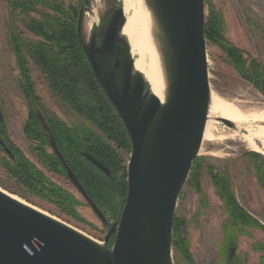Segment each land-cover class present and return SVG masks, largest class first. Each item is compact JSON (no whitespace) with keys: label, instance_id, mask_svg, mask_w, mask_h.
<instances>
[{"label":"water","instance_id":"95a60500","mask_svg":"<svg viewBox=\"0 0 264 264\" xmlns=\"http://www.w3.org/2000/svg\"><path fill=\"white\" fill-rule=\"evenodd\" d=\"M83 1L86 7L89 1ZM147 1L157 24L167 80L163 102L149 92L143 76L133 71L129 45L120 35L121 5L99 32H91L88 42L82 35V13L77 22V37L93 76L131 144L126 196L104 238L105 246L0 190V264H174V212L201 147L210 99L205 2ZM218 120L233 127L228 119ZM51 148L68 180L107 225V218L52 142ZM87 156L109 173L100 161ZM111 236L112 245L107 247Z\"/></svg>","mask_w":264,"mask_h":264},{"label":"rangeland","instance_id":"374dc122","mask_svg":"<svg viewBox=\"0 0 264 264\" xmlns=\"http://www.w3.org/2000/svg\"><path fill=\"white\" fill-rule=\"evenodd\" d=\"M22 1L0 0V125L5 128L8 139L0 137V188L68 223L105 246L104 238L110 225L117 220L114 218L117 209L113 207L108 211L109 214L105 215L108 224L104 225L66 175L47 164L43 153L52 164L54 162L50 146L41 145L33 139L34 133L26 130L30 108L38 105L68 124L78 121V117L51 95L44 74L27 55L26 67L32 94L28 99L23 93L20 68L9 43V35L14 31L26 40L39 39V36L24 26V22H28L30 18L41 21L39 12L53 11L31 3L33 10L26 14L19 7ZM55 1L66 10L70 9L72 3H76V0ZM88 1L86 7L81 5L84 12L82 35L85 42L89 41L93 30L99 32L104 27L114 6L121 5L119 0ZM212 2L215 9L222 13L224 24L222 41L217 43L205 38L209 87L217 95L234 101L242 108L261 109L264 106L262 85L260 89L245 79L229 62L224 49L232 46L240 49L245 56L258 62L264 73V0ZM90 6L95 8L98 18L97 25L91 30L87 29L86 23L93 20L89 13H85ZM232 128L218 121L216 130L223 136L217 140L202 141L197 156L199 167L193 170L192 178L188 176L181 189L172 225L174 264H238L239 261L243 264H257L258 258L264 253V190L256 177V170L262 167L261 161L247 153L252 151L244 141L231 135ZM15 151L21 152L53 187L72 194L77 202L72 207L73 210L65 203H59L51 191H46L37 182L12 171L13 162L8 154L15 158ZM117 152L123 155L126 165L130 152L123 149H118ZM225 176L229 192L254 222L253 225L249 223L246 227H241L242 232L229 225V214L225 211L221 196L223 188L218 186ZM100 198L110 206L113 191L105 190ZM177 236L185 240L189 258L177 249ZM112 242L113 236L106 246L110 247ZM234 247L236 253L233 255L230 253Z\"/></svg>","mask_w":264,"mask_h":264},{"label":"trees","instance_id":"16d2710c","mask_svg":"<svg viewBox=\"0 0 264 264\" xmlns=\"http://www.w3.org/2000/svg\"><path fill=\"white\" fill-rule=\"evenodd\" d=\"M204 2L205 38L219 43L218 41L223 40V15L215 9L212 0H204ZM31 3L40 5L42 3L46 9L53 11V13L41 11L39 12L41 21L30 18L28 22H24V26L39 36V39L26 40L14 31H11V35H9V43L20 68L21 88L29 99L32 93L30 90V76L26 67L27 59L25 55H27L44 74L51 95L57 98L63 106L75 112L78 121L68 124L45 112L40 108L41 105L37 104L36 108H30L26 130L33 132V139L39 141L41 145L47 144L51 148V142L54 143L89 197L103 214H109L108 211L115 207L117 211L114 213V218L118 219L126 196L127 185L126 161L117 150L123 149L130 152L131 144L119 116L95 80L79 43L77 22L79 14L82 13L83 15V7L66 10L57 5L54 0H23L20 2L19 7L27 14L30 10H33L30 6ZM224 51L235 69L245 79L261 89L262 81H264L262 66L255 60L245 56L236 47L232 46L224 49ZM38 114L42 116L43 121L40 120ZM43 122H45V126ZM6 136L5 128L0 125V137L8 141ZM247 153L254 158H259L261 161L262 167L256 170V177L264 190V158L254 151ZM14 155L15 158H11L8 154L13 162V172H16L18 176H27L29 180L37 182V185H41L46 191H51L59 203H65L73 210L72 207L77 202L72 194L53 187L23 157L21 152L15 151ZM52 155L54 156L53 164L43 153V157L48 162L47 164L66 175L65 168L53 149ZM87 155L105 165L109 173L98 168ZM198 167L196 157L192 163L189 177L192 178L193 170L198 169ZM226 178L227 176L223 178L222 183L218 186L223 188L221 196L223 197L225 211L229 214V225L242 232L243 227H246L249 223L253 225L254 222L229 192ZM105 190L113 191V200L110 206L107 205L108 202L100 198ZM232 234L235 235V233ZM177 238L179 239L178 236ZM228 240L227 238L226 241ZM175 244L185 257H190L185 240L179 239ZM262 259H264V256H262Z\"/></svg>","mask_w":264,"mask_h":264},{"label":"bare ground","instance_id":"6f19581e","mask_svg":"<svg viewBox=\"0 0 264 264\" xmlns=\"http://www.w3.org/2000/svg\"><path fill=\"white\" fill-rule=\"evenodd\" d=\"M119 1L121 2L124 15V24L120 35L125 38L129 45L133 60V71L143 76L149 92L155 95L160 102H163L166 96L167 80L158 28L151 7L147 0ZM85 13H89L88 15L93 20L92 22L87 21L86 23L87 29L91 30L98 22L96 10L90 6L86 9ZM218 118L230 120L233 123V134L231 135L238 136L246 143V147L249 150L264 156V106L261 109L242 108L234 101L227 100L210 89L209 107L202 141L217 140L223 136L217 133L216 130V124L219 121ZM0 190L12 198L61 221L47 212L23 201L16 195L8 193L1 188ZM61 222L73 227L64 221ZM78 231L81 232L80 230ZM88 237L91 238L90 236ZM93 240L101 244L100 241Z\"/></svg>","mask_w":264,"mask_h":264},{"label":"flooded vegetation","instance_id":"af4514ba","mask_svg":"<svg viewBox=\"0 0 264 264\" xmlns=\"http://www.w3.org/2000/svg\"><path fill=\"white\" fill-rule=\"evenodd\" d=\"M55 1V0H54ZM78 3V4H77ZM81 5L83 6V7H85V5H84V1L83 0H76V3H72L70 6H69V8L72 10V9H79L80 7H81ZM41 7L42 8H46L45 7V5H43L42 3H41ZM116 6H114V8H115ZM114 8L112 9V11L114 10ZM111 11V12H112ZM111 12H110V14H111ZM110 14H109V16H110ZM109 16H108V18H109ZM262 251V250H261ZM263 252H264V250H263ZM236 253V247H234V248H232V250H231V253L230 254H235ZM262 256H264V253H262L261 255H260V257L258 258V261H257V264H264V259H262ZM238 264H243V262L242 261H239V263Z\"/></svg>","mask_w":264,"mask_h":264}]
</instances>
